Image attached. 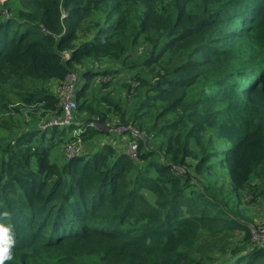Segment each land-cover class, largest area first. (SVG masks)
<instances>
[{
    "label": "trees",
    "instance_id": "16d2710c",
    "mask_svg": "<svg viewBox=\"0 0 264 264\" xmlns=\"http://www.w3.org/2000/svg\"><path fill=\"white\" fill-rule=\"evenodd\" d=\"M0 129L5 264H264V0H2Z\"/></svg>",
    "mask_w": 264,
    "mask_h": 264
},
{
    "label": "rangeland",
    "instance_id": "374dc122",
    "mask_svg": "<svg viewBox=\"0 0 264 264\" xmlns=\"http://www.w3.org/2000/svg\"><path fill=\"white\" fill-rule=\"evenodd\" d=\"M0 1H2V0H0ZM64 15L67 16L65 13H64ZM66 55H69V54H66ZM104 66L106 67L107 64H105L101 67H99V65H96V67H98V68H103ZM13 124H19V121H15ZM9 125H11V124H9ZM20 127H23V126H20ZM113 130L119 131L120 128L116 127ZM6 134H7V132L5 130L0 129V138L4 137ZM135 135H138V133H135ZM134 146H136L135 143L132 144L131 149H133ZM153 146H157V144H153L152 147ZM221 184H224L226 186L228 184V182H227V180L223 179L220 182V185ZM259 195L260 194H256V193L253 194V193L245 192L243 200L241 202V206L239 207V205H236V207L238 206L239 210H240L238 212L241 213V214H239V219L242 221L246 219V221L248 223H250V228H251L252 234H255V236L258 237V240H259L260 235H258L259 232L257 230H258L259 226L261 225V223L264 219V211H263L264 199L262 198V196H259ZM230 205H232V208L235 207V204H233V203H231ZM260 231H262V230H260ZM242 239H243V234L241 233V231H238L234 237V240H233L234 245L239 243ZM259 243L261 245H264V241H260ZM260 244H257V245H260Z\"/></svg>",
    "mask_w": 264,
    "mask_h": 264
},
{
    "label": "built area",
    "instance_id": "2783aa9c",
    "mask_svg": "<svg viewBox=\"0 0 264 264\" xmlns=\"http://www.w3.org/2000/svg\"><path fill=\"white\" fill-rule=\"evenodd\" d=\"M65 17V15H64ZM70 55H66V58H69ZM71 77V78H70ZM67 81L65 83H63L62 85V89L60 92V95L62 97V107H63V120L62 121H54L52 123L49 124H44L42 127L46 128L47 126L50 125H70L72 124V121L74 120V111L77 108V104H76V100L74 99L75 96V91H76V87H75V83L77 81V77L75 74L68 76L67 77ZM123 128H120L119 132L122 131ZM136 149L137 147L134 146L132 149L131 154L133 156H136ZM258 235H260L259 240L258 237L255 236V234H253V239L255 241L256 244H260V241H264V232L262 231L261 233H259ZM261 248L264 249V245H259Z\"/></svg>",
    "mask_w": 264,
    "mask_h": 264
},
{
    "label": "clouds",
    "instance_id": "9594fccd",
    "mask_svg": "<svg viewBox=\"0 0 264 264\" xmlns=\"http://www.w3.org/2000/svg\"><path fill=\"white\" fill-rule=\"evenodd\" d=\"M2 215L7 216L5 212ZM16 244L15 232L12 224L0 223V264L13 259Z\"/></svg>",
    "mask_w": 264,
    "mask_h": 264
},
{
    "label": "bare ground",
    "instance_id": "6f19581e",
    "mask_svg": "<svg viewBox=\"0 0 264 264\" xmlns=\"http://www.w3.org/2000/svg\"><path fill=\"white\" fill-rule=\"evenodd\" d=\"M98 44V43H97Z\"/></svg>",
    "mask_w": 264,
    "mask_h": 264
}]
</instances>
